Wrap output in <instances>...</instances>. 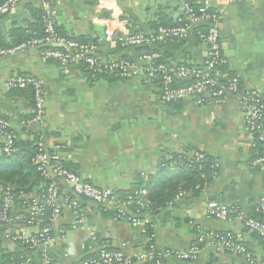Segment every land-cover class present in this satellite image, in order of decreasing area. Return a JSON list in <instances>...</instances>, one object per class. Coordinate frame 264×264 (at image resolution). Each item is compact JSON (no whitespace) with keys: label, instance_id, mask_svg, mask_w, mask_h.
Wrapping results in <instances>:
<instances>
[{"label":"crops","instance_id":"1","mask_svg":"<svg viewBox=\"0 0 264 264\" xmlns=\"http://www.w3.org/2000/svg\"><path fill=\"white\" fill-rule=\"evenodd\" d=\"M206 1L220 11L221 49L228 72L239 79L243 91L264 95V0H231L228 4ZM184 2L23 1L0 17V39L10 42L13 29L33 33L30 4L41 9L65 37L99 45L95 52L99 59L140 65L145 51L131 46H107L106 32L118 38L128 33H151L161 20L182 22ZM157 52L160 56L162 50ZM167 55L166 63L196 67L205 59L206 47L193 31H188L183 46ZM16 75H31L41 81L46 108L41 125L30 124L33 100L4 86ZM158 97V88L152 83L88 77L79 63L63 66L46 58L41 49L0 59V117L9 121L20 148L27 151L42 138L48 153L57 155L68 169L93 185L110 189L116 203L102 207L81 200L86 217L76 230L71 229L72 212L64 209L52 223L53 243L36 249L12 239L11 229L1 226L0 262L2 256L18 252L20 263L44 264L48 258L57 264H78L87 255L95 256L102 247L134 259L147 253L153 244L165 264H247L232 253L216 254L206 244L201 245L193 263L175 259V253L190 248L202 233L230 234L256 262L264 261V239L244 227L245 219L257 216L255 206L264 195V177L261 169L252 166L256 150L243 124L239 97L230 95L221 104L203 105L163 104ZM194 153L211 159L214 170L212 179L198 193L183 190L185 182L180 181L181 192L158 214L143 213L141 222L136 224L117 216L115 208L125 201H120L116 193L131 190L137 177L143 179L144 185L135 192L145 188L155 179L162 160L169 161L165 167L173 171L177 164L172 161L174 156L193 160ZM11 160L3 155L0 139V166L10 165ZM43 186L39 184L27 194L33 196ZM60 187L68 192L63 183ZM211 201L230 209L229 221L206 215V205ZM9 256V261L15 258Z\"/></svg>","mask_w":264,"mask_h":264},{"label":"built area","instance_id":"2","mask_svg":"<svg viewBox=\"0 0 264 264\" xmlns=\"http://www.w3.org/2000/svg\"><path fill=\"white\" fill-rule=\"evenodd\" d=\"M23 1L41 0H5L0 5V17L7 15ZM200 1V8L195 9L188 3L182 5V24L176 27H158L151 33H128L125 36L114 38L112 32H106L107 46H131L147 47L140 56L141 64L135 65L127 60L104 61L95 57L99 45L83 44L78 41L66 39L60 36L53 23L45 18L44 35L32 38L17 45L0 49V59L14 57L30 49H41L46 58L59 61L63 66L83 62L90 71L111 75L121 80L141 79L143 82L152 83L158 88L159 101L163 104L173 102H192L197 105L221 104L228 96H238L242 105L243 124L253 139V147L256 150L252 159V166L261 169L264 177V95H256L249 91H243L240 81L236 76L228 77L221 68L226 64L221 49V36L219 30L220 11L208 1ZM212 3L216 0H210ZM225 4L231 0H219ZM205 25L206 32L197 31L198 39L206 45V57L199 66H175L166 62H158V52L154 45L158 41L176 40L184 41L188 31L200 29ZM225 80V81H224ZM224 81V82H222ZM4 86L11 90H25L33 93V118L31 125H41L45 118V94L41 81L31 75H16L11 77ZM0 139L3 155L13 157L18 153L16 137L10 129L9 121L0 117ZM36 153L31 159L37 171L48 181L35 195L22 194L18 199L19 205H15L11 187L0 186V227L11 229L12 239L17 240L29 249L49 246L53 243L52 223L59 219L64 209H69L74 216L72 230L85 220V212L81 200L89 201L103 207L104 204H116L114 193L110 189L93 185L81 175L68 169L55 155L46 150L44 140L39 138L35 144ZM195 162L204 160L201 153L191 155ZM60 181V182H59ZM60 183L68 188L64 192ZM146 188L142 187L134 193L139 198L136 205L144 209L149 204L145 197ZM128 200H131L129 197ZM114 207L119 218L133 224L141 222L143 213L136 210L128 211V204ZM256 217L244 220L245 229L264 239V195L259 198L255 206ZM207 216L221 221L230 220V209L215 201L206 205ZM16 233V234H14ZM154 236H150L153 240ZM209 245L216 254L225 252L237 255L247 264H264V261L256 262L247 248L230 234L205 233L201 234L197 242L185 251L174 254L180 262H194L198 258L201 245ZM149 251L137 258H130L121 251L99 248L95 256L87 255L78 264H147L150 258L155 256L154 264H165L161 254H157L153 244ZM44 264H57L46 258ZM13 264H29L13 263Z\"/></svg>","mask_w":264,"mask_h":264},{"label":"trees","instance_id":"3","mask_svg":"<svg viewBox=\"0 0 264 264\" xmlns=\"http://www.w3.org/2000/svg\"><path fill=\"white\" fill-rule=\"evenodd\" d=\"M5 2V0H3ZM0 2V5L2 2ZM190 6L194 7L195 9H199L201 6L200 1L198 0H184ZM32 2V1H29ZM29 11L31 13V17L34 20L33 23H30V27H32L31 34H26L20 29H13L10 32L9 40L10 42H4L0 39V49L11 47L17 45L21 42L27 41L32 38L42 37L44 35V28H45V13L38 8L33 7L32 5H28ZM183 22H170V21H163L161 20L159 23L155 24L154 29L158 27H166V26H180ZM54 25V24H53ZM56 32L70 40L78 41L82 43L81 39L76 38H68L62 34V31L59 27L54 25ZM200 29H194L193 35L196 39H198L197 31L201 30V32H206L207 28L205 25L199 27ZM199 40V39H198ZM184 41H176V40H165V41H158L155 43L154 48L158 50H162L161 55L158 57V62H166L168 58V52L172 50L180 49ZM84 44V43H83ZM96 45V44H95ZM149 48L147 47H138V51H148ZM95 57L98 56L95 54ZM182 65L183 63H178ZM79 65L83 69V72L89 77L95 76L96 78H103L109 81L121 80L118 77H115L113 74H101L97 72H92L88 69V67L83 63L80 62ZM227 64L223 65L221 68L228 74V77H233L231 73L227 70ZM225 81V80H224ZM222 81V82H224ZM24 93L26 98L33 100V93L32 90L27 88L25 90H15ZM183 102H173L171 104H177ZM16 148L18 149V153L15 154L13 160L10 161V165L8 166H0V186L2 187H11V194L14 198L15 205H19L21 200L18 199L22 194H27L31 192L36 186L39 184L43 185L48 181H45L44 178L40 175L37 171L36 166L32 163L31 159L34 157L36 153L35 146H33L27 150L23 151L19 143L16 141ZM172 161H177L176 168L173 171H168L165 167V164H168L169 161L162 160L159 164L158 173L155 179L149 183H146L145 188L147 193L144 199L149 203L147 207L144 209L139 208L136 205L139 198H137L134 193L139 187L144 185V181L141 177H137L136 183L134 187L129 191H122L117 194V198L120 201L131 202L128 204V208L130 211L135 212L136 210H140L142 213H148L149 215H156L161 212L167 205L168 202H171L175 196L181 192L179 189L180 181H184V185L181 187L183 190L189 192H193L194 194L198 193L204 186L205 183L209 182L212 179V172L214 171L211 169L212 163L211 159L205 158L202 161L195 162L189 158H186L181 155L174 156ZM181 164V165H180ZM131 200H128V198ZM13 255L15 258L12 261H9L11 256ZM8 255H4L1 257L0 264H13L19 263V258L21 256L18 252H13ZM155 256L150 258L147 264H154ZM184 263V262H183ZM185 263H193V262H185Z\"/></svg>","mask_w":264,"mask_h":264},{"label":"rangeland","instance_id":"4","mask_svg":"<svg viewBox=\"0 0 264 264\" xmlns=\"http://www.w3.org/2000/svg\"><path fill=\"white\" fill-rule=\"evenodd\" d=\"M100 206V205H99ZM86 217V216H85ZM102 248H107V247H102ZM110 249V248H109Z\"/></svg>","mask_w":264,"mask_h":264},{"label":"water","instance_id":"5","mask_svg":"<svg viewBox=\"0 0 264 264\" xmlns=\"http://www.w3.org/2000/svg\"><path fill=\"white\" fill-rule=\"evenodd\" d=\"M205 47H206V45H205ZM62 145V144H61Z\"/></svg>","mask_w":264,"mask_h":264}]
</instances>
